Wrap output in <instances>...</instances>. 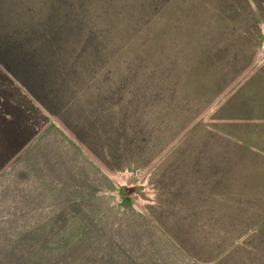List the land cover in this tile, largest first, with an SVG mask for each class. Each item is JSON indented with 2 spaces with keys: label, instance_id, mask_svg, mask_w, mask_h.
Segmentation results:
<instances>
[{
  "label": "rangeland",
  "instance_id": "374dc122",
  "mask_svg": "<svg viewBox=\"0 0 264 264\" xmlns=\"http://www.w3.org/2000/svg\"><path fill=\"white\" fill-rule=\"evenodd\" d=\"M112 1L102 105L138 149L102 163L0 79L30 135L0 124V264H264V0Z\"/></svg>",
  "mask_w": 264,
  "mask_h": 264
},
{
  "label": "trees",
  "instance_id": "16d2710c",
  "mask_svg": "<svg viewBox=\"0 0 264 264\" xmlns=\"http://www.w3.org/2000/svg\"><path fill=\"white\" fill-rule=\"evenodd\" d=\"M110 2L0 0V79L16 82L39 104L37 109L56 118L98 160L105 163L106 153L117 166L116 155L124 157L138 149L137 145L130 149L129 143L139 139V132L122 110L102 105L101 98L112 95L114 87L106 82L111 66L105 31L91 10L96 3ZM93 99L96 106L90 105ZM11 103L0 90L5 150L15 153L30 135L24 136L29 128L20 122L28 117L24 107Z\"/></svg>",
  "mask_w": 264,
  "mask_h": 264
}]
</instances>
